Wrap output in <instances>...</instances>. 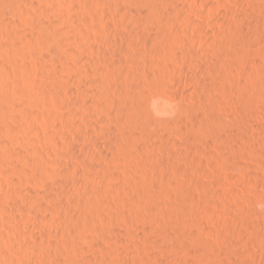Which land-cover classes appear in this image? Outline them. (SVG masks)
<instances>
[{
  "label": "rangeland",
  "instance_id": "1",
  "mask_svg": "<svg viewBox=\"0 0 264 264\" xmlns=\"http://www.w3.org/2000/svg\"><path fill=\"white\" fill-rule=\"evenodd\" d=\"M76 1L77 8L71 10L67 5L64 6L61 0H54L49 5L51 6L49 7L51 14L48 15L49 17L46 16L45 19L47 22L57 21L55 23H63L64 21L63 26L64 30L66 29L65 33L66 36L68 35V41L72 39L69 41L72 42L71 49L73 50L75 48V52L73 51L75 55L77 54L79 58L80 56L82 58H80L82 64L78 67L64 57V61H61L63 60L61 59L63 55L60 52L52 51L54 50L53 47L51 49L48 45L27 49L23 34L37 33V30L33 26L32 19L28 17V15H14L8 13L7 19L13 24V27H9L6 30L0 27V43L6 48L5 52H0V69L3 68L7 62L5 66H7V68L9 66L7 71L12 78L8 83L12 85L13 82L15 83L20 80L25 82L30 81L31 85L36 86L34 87L36 88V92L40 90L39 95H42H40V103L36 105V108L32 103H30V106L28 103L25 104V107H31L29 109L33 108L32 111L38 116L39 120L34 130L39 127L38 130L41 132L38 131L39 134L37 133L36 136H34L33 127L30 128L29 122H25L26 119L22 116L23 121H21V124L22 122L23 124L25 123L26 125H22L25 126L26 129H22L25 127L21 129L23 132L25 131V133H22V131L12 134L7 133L3 137L5 138V145L9 144L2 147L0 146V233L4 234L6 232L4 235L1 234L2 236L0 235V237H2L0 241V259L2 260L0 264H45L46 262V264H52L53 261V264H57L58 261L59 263L61 262L60 264H80L81 261V264H114L115 262V264L118 262V264H216V261L217 264H264V0H167V9L171 10L174 7L173 10L178 9L176 12L180 15V18L177 20L178 22L176 20H174L175 22L166 20V22L162 24L163 28L165 27L163 30L166 33H164L166 36H169V39H172L169 41L170 44L163 46L158 53L156 52L158 56L153 52L154 46H156L154 43L156 42L153 43V46L151 45L153 48L149 46L147 51L150 54L147 52V55L144 53L141 55L142 51L139 49L141 52L139 50L137 51L136 61H139L138 63L141 64L142 62L144 63V65H142L144 71L153 75L152 78L159 75L160 79H163L162 81L168 80L167 82H171L169 90L171 91L174 86L172 94L181 99V101L183 100L182 102L186 104L185 108L188 107L186 108L187 111L185 110L186 113L184 112V116L186 117L187 124H191V128H194L195 132L189 133L183 130L181 131V129H172V131L166 129L164 134L162 131L165 130H161L160 134H158L159 138L155 136L157 140L154 136L151 138L147 137L145 132L141 131V125L138 123H135V125L132 124L136 129L134 126L127 127L129 130L125 129L123 126L119 127L120 130L117 129L118 127L112 121H107L106 117H102L104 115L100 116V114H97L98 112L93 108L90 98L87 95L89 94L87 91L90 93H96V91L97 93L100 92V87H96L97 84H95V81L113 78L110 77L111 74L113 75V72L104 65H98L96 68L95 65H88V63L95 60L94 58L99 57L100 50L106 46L105 44L112 45L113 42L111 43V41H113V39L111 35H113L114 32L121 34V40H123V37L130 34L128 24L131 22L130 20H132V17L130 16L129 18L131 12L129 14L128 12L131 10L135 11V7L130 5L131 3L128 4L131 2L130 0H117L116 8L111 4V7L113 6L112 8L109 7L110 5L103 6L99 4L98 6L96 4L95 10L90 11L89 7L93 5L94 0ZM170 1H174L171 3L173 5H170ZM204 1L205 4H203ZM175 2L182 4V8L180 5H176ZM131 6L134 8H131ZM128 8H131V10ZM118 9L122 10L119 11ZM126 9H128V11ZM179 9L183 10L179 12ZM231 11H233V13ZM182 13L183 15H181ZM76 20H78L79 23L87 21L89 24L85 27L82 26V29L83 27L84 29L81 30V32L73 24ZM125 22L128 23L125 24ZM141 23V28L143 30L156 36L157 30L155 27L157 24H155L154 20H143ZM156 28H158V26ZM82 40L83 42L81 43ZM73 43L76 45H73ZM80 46L81 48L79 50L78 47ZM81 49H85V52ZM149 49H151V51ZM125 50L126 52L129 50L128 45H126ZM89 52L91 53L89 54ZM161 52H163V54ZM122 55L125 57L126 53ZM121 56H119V58L117 56L114 59L120 60L124 58L123 56L120 58ZM34 57L40 60L37 58L36 60ZM57 57L61 60L56 61L58 59ZM232 61L233 63H231ZM63 62L66 63L64 64ZM70 63H72V66ZM86 65L88 67L90 66L89 69ZM74 66L76 67L74 68ZM51 68H54L53 71H55V75L58 78H61L62 81L65 80L64 83L66 82L65 84H67L68 89L71 88L70 90L77 92L76 94L74 93L75 95H71L72 98L69 94L64 93L61 88L58 89L57 85H52L53 82L47 81L46 74L50 73V70H52ZM95 68L97 72L93 73L92 71L96 70ZM129 68L128 66L121 67V72L125 74L127 80L132 78L129 80L130 82H128V85L134 90L137 86V80L131 77L132 75L130 74H132V71L131 68ZM34 70H36V72ZM22 72H25V74ZM2 75L3 73L0 75V84L3 80ZM88 76L89 78L91 77V81L86 79ZM156 78L158 80L159 77ZM219 78L223 83H220L219 80L217 81ZM88 81H90L91 84ZM210 81H217L218 86L222 85L221 88L215 87L214 91L211 90V92H207L205 86L206 84L209 86L211 83ZM33 82H35V84ZM72 82L73 85L71 84ZM85 82H87L86 85ZM92 82H94V85H92ZM214 82H212V84ZM68 84H70L71 87H69ZM228 87H230V89H228ZM18 88H21L19 90L22 91L23 87L18 86L16 89ZM81 91H83V94L80 93ZM223 93L225 94L224 96ZM115 94L118 97L123 95L122 90L116 91ZM208 94H210V97H208ZM212 98L215 99V101H211L213 100ZM205 99H207V102H205ZM16 104L24 105V102L18 100ZM201 105H203V107ZM206 105L209 107V110L213 107L210 111L221 118L222 123L225 124L224 127L229 125L230 127H226L232 129L234 132L237 131V141L239 143H236V145H238L234 147L238 150L235 148L232 150V146L228 149L229 145L221 142L225 146L227 145L228 148L225 147L223 144H220L218 140L215 141L212 136H210V140L208 138L209 134L203 131L201 124L196 125V128L194 127L195 119L198 120V117L200 118L199 120L205 119L206 113L203 111L206 110ZM188 109L191 110L188 111ZM48 111L50 112L48 113ZM192 116H195L194 119ZM101 118H103V120H101ZM243 118H245L246 121H241ZM44 119L47 123L42 121ZM238 119L240 122H238ZM248 121H250V123ZM39 125L42 127L46 126L42 128ZM93 125L97 126L95 128H99V130H103L105 127L111 128L115 126L113 129L115 128V132L118 130L117 134L119 133L118 135L121 137L125 136L124 134L129 131L127 133H132L137 139L135 140L137 145H129L128 143L126 144V141L123 142V140H121L123 143H121V147L124 145L122 147L123 149L119 147L120 144L117 148L115 145L112 146L109 143L107 146L109 148H107L105 147V145H107L105 139L100 137L97 132L93 131L94 133H91L90 127ZM201 128L202 130H200ZM204 133L205 136H203ZM239 133L242 135H239ZM40 134L41 137L44 135V140L40 138ZM73 134L76 136L78 134V139L77 137L74 139L73 137H75V135L73 136ZM160 137L163 140H161ZM163 137H167L168 139L166 138L167 140L164 141ZM20 139L23 140L22 143ZM144 140H146V142L142 144ZM175 140L176 142H174ZM90 141L92 143L95 142L94 146L96 147L97 144L96 148L98 149L100 145L103 146L100 148H104V150L110 153V156H108L109 158L106 156L109 155L108 152L105 155L106 157L102 154L101 155L104 157H101L99 156L100 149L93 148V146L90 149ZM15 142H17V144ZM45 144L46 147H44ZM33 145L35 146L33 147ZM141 145L144 148H141ZM153 146L155 147L152 148ZM21 147L22 151L26 150L24 153L21 151L24 156L25 154L27 155L26 158L28 154H30V156L32 155V150L41 149L39 151L44 153L45 151L42 150L47 151L49 149L47 151L48 153L45 152V154L48 155L46 158L49 159H46L47 162L49 161L48 170L52 168L55 175L56 172L60 173L61 171L64 172L68 170L67 173L62 174V176L64 175L62 182L64 178H66L71 181V185L63 186L61 180L57 181L55 179L59 174L55 176L51 169L49 172L52 173V175L50 173L49 175L51 177L54 175V180L51 178V181L49 176L47 177L49 179L46 178L45 182H47V180L48 184L51 182V185H49L53 187V189H50L52 193L49 192V190L47 191L44 184H42L44 181L40 180L38 176H36L38 179V181H36L37 179L34 172L32 173L33 175L31 174L33 170L31 168V160L30 162L25 161L30 158L26 159L21 154L18 155L17 151ZM137 147L139 148L138 151ZM8 150H12L13 153ZM230 150L236 153L235 157L231 155L232 151L230 153ZM50 151L52 155L49 153ZM69 152H74L79 158L73 159L72 157L74 160L72 162ZM14 153H17V155ZM49 156L51 157L49 158ZM28 163L31 164L30 167ZM56 169L61 171H56ZM28 170L31 171L28 172ZM104 170L105 173L103 172ZM21 177L22 179H20ZM58 177V180L61 179L60 176ZM13 181L17 183H13ZM56 181L61 182L60 184L62 186ZM92 182L95 184L94 186H91ZM55 183H57V185ZM76 185H79V189ZM97 185L101 188H97ZM39 186H42V188ZM30 191H34L35 194L38 195L37 198L45 202L46 205L42 210L43 212L39 209L37 211L36 208L32 209L30 205L35 206L32 204V200L25 199V196H28ZM162 191H164L163 197ZM79 192H81V194ZM127 192L130 196H128ZM36 195H33V197ZM77 195H79L78 197L80 198H78ZM85 195L87 196L85 197ZM175 197L180 200L178 201ZM184 197L187 199L185 200ZM48 198H50L52 202H50ZM110 198L112 200L108 201L107 199ZM88 200H91L90 204H88ZM164 200L166 205L164 204ZM182 200L185 203L183 211L188 217L185 216V219L190 218V222L188 220L185 222L184 220L179 223L180 229L184 231V240H181V245H183L184 248L181 249L182 246H180L177 249H172L174 247H168L169 243L162 238L159 230H162V228L174 229V225L170 221L172 219V209L170 208H172L175 202H181ZM158 201H162L163 206L161 209L164 208L166 211L161 210L160 207L152 209L151 205ZM172 201L174 203H172ZM190 203H192V205ZM93 204L94 208L98 206L95 212V226L89 227L87 232L81 235L82 237L80 236L78 243L80 242L81 246L77 244L79 245L77 252L74 255H67L60 247V243L63 241L64 234L74 232V224L71 219L72 210L76 209L78 206H82L84 209V206H86V210L93 211ZM168 205L171 207L169 208ZM112 206L115 211L113 209V211L110 210ZM116 206H118V209ZM120 207L126 208L121 210ZM188 208H190V211ZM117 211L118 213H115ZM123 211L127 213V217L125 216L126 214L124 215L122 213ZM165 212L167 213L165 214ZM112 214L115 215L112 216ZM167 214H169V216ZM128 219H130V221ZM135 222H137V224ZM118 230H120L121 234H118ZM158 231L159 234H157ZM57 233L60 235H57ZM36 236L39 239H36ZM40 236H42V238ZM84 239L89 241L86 242ZM159 239L163 240L159 242ZM4 242H7V244ZM1 243L4 248L1 246ZM98 243H101V246ZM95 244L99 247H93ZM1 247L3 248L2 250ZM92 247L94 249H92ZM7 248L10 251H8ZM64 252L66 255H64ZM118 252L121 254L120 256ZM212 253L217 256H214ZM212 255L213 259L218 257L219 259L213 260ZM10 256L12 259H9ZM5 257H7V259ZM68 257L73 260H70V258L68 259ZM93 257L95 258L93 259ZM8 259L10 261H8ZM68 260H70L69 263ZM159 261H161V263Z\"/></svg>",
  "mask_w": 264,
  "mask_h": 264
},
{
  "label": "bare ground",
  "instance_id": "2",
  "mask_svg": "<svg viewBox=\"0 0 264 264\" xmlns=\"http://www.w3.org/2000/svg\"><path fill=\"white\" fill-rule=\"evenodd\" d=\"M54 0H0V27L2 28V29H8L9 27H13V24L7 19V14L8 13H11V14H14V15H18V14H22V15H28V17H31V19H32V22H33V26H34V28L37 30V33H35V34H26V33H24L23 35H24V37H23V39H24V42H25V44H26V47H27V49H32V48H35V47H39V46H41V45H48V46H50V48L52 49V47H53V49L54 50H52V51H54V52H60L63 56H62V58L61 59H63V60H61V59H59L58 57H59V54H58V59L56 60V61H58V60H61V61H64V58L65 59H67L69 62L71 61L74 65H77V67L78 66H80V64H82V60H80V58H81V56H80V58L78 57V55L76 54L75 55V51H74V49L72 50L71 49V45H72V42H69V41H71L72 39H69V41H68V38H67V36H66V33H65V30H64V26H63V23H64V21H63V23H55V22H57V21H55V22H47L46 21V16H48L49 14H51V10H50V8L49 7H51V6H49L50 5V3L51 2H53ZM76 0H61V3L64 5V6H68L71 10H75L76 8H77V1L75 2ZM125 1V0H124ZM131 2H129L128 4H130V5H132V6H134L135 7V11H132L131 10V8H134V7H132L131 6V8H128L129 10H131V11H129L128 12V14H129V18H130V16L132 17V20H130L131 22L128 24V29L130 30V34L128 35V36H125V37H123V40H121V34L120 33H118V32H114L113 33V35H111L112 36V39H113V41H111V43H112V45L111 44H105L106 46L102 49V50H100V53H99V57L96 59V58H94L95 60H93V61H90L89 63H88V65H95L96 66V68H97V66L98 65H104L105 67H107L109 70H111L112 72H113V75L111 74L110 75V77H113V78H111V79H106V80H97V81H95V84H97V86L96 87H100V92H98L97 93V91H96V93L94 92V93H90V92H88L87 91V93H89V94H87L88 96H89V98H90V102L92 103V106H93V108L98 112L97 114H100V116H102V115H104V116H102V117H106L107 118V121H112L118 128L117 129H119V127H124L125 129H128L127 127H130V126H132V124H134L135 125V123L137 124H140L141 125V131H143V132H145V134L147 135V137H153L154 136V138H156L157 136H158V134H160V131L161 130H165V131H162V133L164 132V134H165V132H166V129H170L171 131H172V129H181V131L183 130V131H186V132H189V133H193V131L195 132V129L194 128H191V124H187V122H186V117L184 116V112H185V110L187 111V109L186 108H188V107H186L185 108V105L186 104H184L182 101H181V99H179L178 97H176L174 94H172V89H174V86L172 87V89H171V91L169 90L170 88V86H171V82L169 83V82H167V81H162L163 79H160V76L159 75H157V76H155V78H152L153 77V75H151L150 73H146L145 71H144V67L142 66V65H144V63L142 62V64L141 63H138L137 61H136V54H137V51L139 50V49H141V51H142V53H141V55H143V53L144 54H146L148 51V48H149V46L151 47V45L153 46V43L154 42H156V43H154V44H156V46H154V53H158V51H160L161 50V48L163 47V46H166V45H168V44H170L169 43V41L170 40H172L171 38L169 39L168 37L169 36H166V32L163 30L164 28H163V23H165L166 22V20H171L170 22H175L174 20H178L179 18H180V15L176 12L177 10L175 9V10H173L174 9V7H173V9H171V10H169V9H167V0H130ZM190 1V0H189ZM199 1V0H198ZM201 1H203V0H201ZM259 1V0H258ZM174 1H170L169 3H170V5H173V4H171V3H173ZM194 2V1H193ZM241 2V1H240ZM89 3V2H88ZM91 3V2H90ZM122 3V2H121ZM178 3V2H177ZM176 2H175V4L176 5H180V7H181V5L182 4H177ZM188 3V2H187ZM221 3V2H220ZM224 3V2H223ZM96 4L99 6V4H101V5H113V6H115V8L117 7L116 6V4H117V0H94V2H93V5L92 6H90L89 8H90V11H92V10H95V6H96ZM198 4V3H197ZM202 4V3H201ZM203 4H205V1H204V3ZM222 4V3H221ZM244 4V3H243ZM247 4V3H246ZM111 5L109 6L110 8H112L111 7ZM123 5V4H122ZM122 5H121V7H122ZM169 5V4H168ZM199 5V4H198ZM197 5V6H198ZM223 5V4H222ZM263 5V4H262ZM202 6V5H201ZM238 6V5H237ZM172 7H169V8H172ZM179 7V8H180ZM186 7H187V5H186ZM185 7V8H186ZM200 7V6H199ZM244 7V6H243ZM68 8V9H69ZM82 8V7H81ZM176 8V7H175ZM182 8V7H181ZM69 9V10H70ZM128 9H126L127 11H128ZM226 9V8H225ZM232 9V8H231ZM237 9V8H236ZM119 10V9H118ZM122 10V9H121ZM121 10H119V11H121ZM181 10H183V9H181ZM181 10L179 9V12H181ZM228 10H230V9H228ZM234 10H235V8H234ZM115 11V10H114ZM118 11V12H119ZM185 11V10H184ZM193 11V10H192ZM238 11V10H237ZM95 12V11H94ZM124 12V11H123ZM190 12V11H189ZM200 13H201V11H199ZM232 13H233V11H231ZM121 13V12H120ZM187 13V12H186ZM242 13V12H241ZM263 13H264V11H263ZM126 14V13H125ZM185 14V13H184ZM201 14H203V13H201ZM250 14V13H249ZM117 15V14H116ZM119 15V14H118ZM181 15H183V13L181 14ZM186 15V14H185ZM120 16V15H119ZM49 17V16H48ZM126 17V16H125ZM264 17V16H263ZM129 18H127V19H129ZM125 19V18H124ZM148 19H150V20H154L155 21V24H157V26H158V28H156L155 27V29L157 30V34H156V36H153L151 33H149L148 31H146V30H143L141 27H142V23H141V21H143V20H148ZM182 19V18H181ZM180 19V20H181ZM188 19V18H187ZM48 20V19H47ZM179 20V21H180ZM249 20V19H248ZM255 20V19H254ZM51 21V20H50ZM168 22V21H167ZM178 22V21H177ZM184 22V21H183ZM68 23V22H67ZM128 23V22H127ZM126 22H125V24H127ZM140 23H141V26H140ZM185 23V22H184ZM183 23V24H184ZM32 24V23H31ZM73 24L75 25V27L77 28V29H79L80 31L81 30H83L84 29V27L85 26H87L89 23L87 22V21H84V22H80L79 23V21L78 20H76V21H74L73 22ZM143 24H144V22H143ZM238 24V23H237ZM251 24H253V23H251ZM27 26H28V24H27ZM82 26H84L83 27V29H82ZM235 26H236V24H235ZM238 26H239V24H238ZM241 26H242V24H241ZM22 27V26H21ZM126 27V26H125ZM154 27V26H153ZM177 27H179V26H177ZM0 28V29H1ZM25 28V27H24ZM66 28V27H65ZM240 28V27H239ZM260 28V27H259ZM144 29H146V28H144ZM153 29V28H152ZM258 29V28H257ZM26 30V29H25ZM67 30H68V28H67ZM117 30V29H116ZM155 30V31H156ZM241 30V29H240ZM243 30V29H242ZM30 31V30H29ZM80 31H79V34H80ZM89 31V30H88ZM120 31V30H119ZM154 31V32H155ZM237 31V30H236ZM239 31V30H238ZM67 32V31H66ZM82 32V31H81ZM84 32V31H83ZM152 32H153V30H152ZM165 32V33H164ZM240 32V31H239ZM242 32V31H241ZM22 35V36H23ZM155 35V34H154ZM80 36V35H79ZM85 36H87V35H85ZM241 36V35H240ZM244 36V35H243ZM75 37V36H74ZM88 37V36H87ZM258 38H259V36H258ZM83 39V38H82ZM75 40V39H74ZM1 41V40H0ZM76 41V40H75ZM245 41V40H244ZM23 42V43H24ZM83 42V40L81 41V43ZM69 43V44H68ZM71 43V44H70ZM77 43V42H76ZM108 43H110V42H108ZM258 43V42H257ZM73 45H76V44H74L73 43ZM126 45H128L129 46V50L126 52ZM23 46V45H22ZM47 46V47H48ZM78 46V45H77ZM75 47V46H74ZM73 48V47H72ZM79 48V50H80V48H81V46L80 47H78ZM77 48V49H78ZM94 48V47H93ZM151 48H153V47H151ZM42 49V48H41ZM95 49V48H94ZM128 49V48H127ZM38 50V49H37ZM82 50V49H81ZM85 50V49H84ZM84 50H82V51H84ZM89 50V49H88ZM150 51H151V49H149ZM6 51V48H5V46L4 45H2L1 43H0V52L2 53V52H5ZM74 51V52H73ZM96 51V50H95ZM140 51V50H139ZM140 51V52H141ZM163 51V50H162ZM26 52V51H25ZM31 52V51H30ZM29 52V53H30ZM47 52V51H46ZM51 52V51H50ZM85 52V51H84ZM28 53V52H27ZM49 53V52H48ZM83 53V52H82ZM91 52H89V54H90ZM98 53V52H97ZM124 53V55H125V53H126V55H125V57L122 55ZM139 53V52H138ZM149 53V52H148ZM157 53H156V56H158L157 55ZM162 54H163V52H161ZM35 54V53H34ZM55 54V53H54ZM57 54V53H56ZM85 54V53H84ZM96 54V53H95ZM150 54V53H149ZM27 55V54H26ZM30 55V54H29ZM33 55V54H32ZM124 57V58H122V56ZM141 55H139V56H141ZM147 55V54H146ZM153 55V54H152ZM155 55V54H154ZM161 55V54H160ZM36 56V55H35ZM50 56V55H49ZM48 56V57H49ZM97 56V55H96ZM118 56V58H119V56H121L120 58H122V59H118V60H115L114 58L115 57H117ZM149 56V55H148ZM147 56V57H148ZM151 56V55H150ZM28 57V56H27ZM42 57V56H41ZM64 57V58H63ZM93 57H94V55H93ZM143 57H145V56H143ZM153 57V56H152ZM151 57V58H152ZM35 59L37 58V57H34ZM156 58H159V57H156ZM28 59V58H27ZM30 59V58H29ZM37 59H39V58H37ZM36 59V60H37ZM49 59V58H48ZM82 59V58H81ZM145 59V58H144ZM154 59H155V56H154ZM40 60V59H39ZM38 60V61H39ZM85 60V59H84ZM87 60V59H86ZM8 61V60H7ZM15 61V60H14ZM118 61V62H117ZM35 62V61H34ZM53 62V61H52ZM7 63V62H6ZM6 63H5V65H6ZM64 63V62H63ZM66 63V62H65ZM64 63V64H65ZM72 63H70V65L72 64ZM153 63V62H152ZM230 63V62H229ZM231 63H233V61L231 62ZM230 63V64H231ZM37 64V63H36ZM57 64V63H56ZM60 64V63H59ZM154 64H155V62H154ZM3 66V68H1L0 69V71H1V74L3 73V75H2V77H3V80H2V82H1V84H0V146L2 147V146H4L5 145V141H4V135H6L7 133H15V132H18V131H22V129H26V127L25 126H23V125H26L25 123L23 124V122H22V124H21V121H23L22 120V116H23V118H25L26 120H25V122H29V124H30V128L31 127H33V131H34V133H35V135L34 136H36V134L38 133V131H40V130H38L39 129V127H37L38 129H35L34 130V127H35V125H36V123H37V121L39 120L38 119V116L32 111V109H29V108H31V107H29V108H27L28 106H26L25 107V104H29V106L31 105L30 103H32V104H34V106H35V108H36V105H38L40 102V95H39V91L40 90H38V92H36V88H34V87H36L35 85L33 86V85H31V82L30 81H27V82H30V83H27V82H25V81H17V82H13V84L11 85V84H9L8 83V81H10L12 78H11V75H9L8 74V68H9V66H8V68H7V66ZM11 65V64H10ZM13 65V64H12ZM15 65V64H14ZM66 65H68V64H66ZM130 65V66H129ZM158 65V64H157ZM20 66H22V65H20ZM26 66H28V65H26ZM35 66V65H34ZM65 66V65H64ZM72 66V65H71ZM87 66V65H86ZM94 66V67H95ZM125 66H128V67H130L131 68V71H132V74H130V75H132L131 77H133V78H136V82H137V86H136V89H132V88H130V86L128 85V82H130L129 80L130 79H132V78H129L128 80H127V78H126V76H125V74L124 73H122L121 72V67H125ZM2 67V66H1ZM18 67H19V65H18ZM32 67V66H31ZM67 67V66H66ZM65 67V68H66ZM76 66H74V68H75ZM82 67V66H81ZM85 67V66H84ZM90 67V66H89ZM89 67L87 66V68L89 69ZM92 67V66H91ZM100 67V66H99ZM154 67H155V65H154ZM23 68V67H22ZM28 68V67H27ZM29 68H30V66H29ZM55 68V67H54ZM53 68V69H54ZM93 68V67H92ZM91 68V69H92ZM95 68V69H96ZM106 68V69H107ZM129 68V69H130ZM35 69V68H34ZM52 69V68H51ZM53 69L52 70H50V73H47L46 75V78H47V81H51V82H53V84L52 85H54L55 84V86L57 85L58 87V89L59 88H61L62 89V91L64 92V93H67V94H69L70 95V97L72 98V96L71 95H75L77 92L76 91H73V90H70V89H68L67 88V84H65L64 83V81H62L61 80V78H58L56 75H55V71H53ZM57 69V68H56ZM84 69H86V68H84ZM90 69V70H91ZM100 69H103V68H100ZM105 69V68H104ZM10 70V69H9ZM24 70H25V68H24ZM94 70V69H93ZM35 72H36V70H34ZM42 71H44V70H42ZM49 71V70H48ZM51 71H53V72H51ZM110 71V72H111ZM129 71V70H128ZM198 71V70H197ZM11 72V71H10ZM21 72V71H20ZM26 72V71H25ZM25 72H22V73H24L25 74ZM27 72H28V70H27ZM83 72H85V71H83ZM83 72H82V74H83ZM89 72V71H88ZM91 72V71H90ZM93 73H95V72H97V69L96 70H94V71H92ZM17 73V72H16ZM129 73V72H128ZM127 73V74H128ZM158 73V72H157ZM0 74V75H1ZM12 74V73H11ZM21 74V73H20ZM23 74V75H24ZM26 74H28V73H26ZM31 74V73H30ZM57 74H58V72H57ZM99 74V73H98ZM109 74V73H108ZM126 74V75H127ZM153 74V73H152ZM16 75H18V74H16ZM40 75V74H39ZM155 75V74H154ZM195 75V74H194ZM200 75V74H199ZM198 75V76H199ZM9 76H10V79H9ZM85 76H87V75H85ZM93 76V75H92ZM45 77V76H44ZM96 77V76H95ZM156 77H159L158 78V80H157V78ZM23 78V77H22ZM94 78V77H93ZM164 78V77H163ZM200 78V77H199ZM44 79V78H43ZM86 79H88V80H90L91 79V77L89 78V76L88 77H86ZM99 79V78H98ZM160 79V80H159ZM167 79H169V78H167ZM213 79V78H212ZM34 80V79H33ZM95 80V79H94ZM122 80V81H121ZM166 80V79H165ZM219 80V82L220 83H223L222 82V80H220V78L219 79H217V81ZM91 81V80H90ZM90 81H88V82H90ZM170 81V80H169ZM175 81V80H174ZM214 82V81H210L211 83V85L209 84V86H208V84H206V86H205V90H207V92H211V90L212 91H214V88L215 87H217V88H221V86L222 85H220V83H219V85L220 86H218V82ZM68 82V81H67ZM176 82V81H175ZM179 82V81H178ZM212 82H214L213 84H212ZM4 83H6V84H4ZM34 84H35V82H33ZM86 83L87 82H85V85H86ZM180 83V82H179ZM182 83V82H181ZM204 83V82H203ZM72 85H73V82L71 83ZM90 84H91V82H90ZM176 84V83H175ZM37 85V84H36ZM47 85H49V84H47ZM50 85H51V83H50ZM49 85V86H50ZM69 85V87H71V85L70 84H68ZM92 85H94V82H92ZM18 86H22L23 88H22V91L21 90H19V89H21V88H18V89H16ZM87 86H88V84H87ZM51 87V86H50ZM89 87V86H88ZM47 88V87H46ZM56 88V87H55ZM203 88V87H202ZM60 89V90H61ZM99 89V88H98ZM224 89V88H223ZM228 89H230V87H228ZM21 91V92H18V91ZM94 90V89H93ZM118 90H122V93H123V95L122 96H120V97H118V96H116V91H118ZM169 90V91H168ZM215 90H217V89H215ZM227 90V89H226ZM44 91H45V89H44ZM90 91V90H89ZM224 91V90H223ZM222 91V92H223ZM235 91V90H234ZM83 91H81L80 93H82ZM93 92V91H92ZM171 92V93H170ZM41 93H42V91H41ZM75 93V94H74ZM214 93V92H213ZM212 93V94H213ZM59 94H60V92H59ZM83 94V93H82ZM81 94V95H82ZM86 94V93H85ZM84 94V95H85ZM227 94V93H226ZM63 95V94H62ZM209 96L208 97H210V94H208ZM219 95V94H218ZM217 95V96H218ZM225 94L223 93V96H224ZM42 96V95H41ZM65 96V95H64ZM220 96V95H219ZM218 96V97H219ZM84 97V96H83ZM86 97V96H85ZM221 97V96H220ZM215 98V97H214ZM210 99V98H209ZM213 99V98H212ZM221 99V98H220ZM18 100H22V102H24V105L23 104H20V105H18V104H16L17 103V101ZM77 100V99H76ZM81 100V99H80ZM84 100V99H83ZM211 101H215V99H213V100H211ZM205 102H207V99H205ZM72 103V102H71ZM216 104V103H215ZM41 105V104H40ZM191 105V104H190ZM195 105V104H194ZM187 106H189V105H187ZM202 107H203V105H201ZM207 106V105H206ZM33 107V106H32ZM40 107V106H39ZM193 107V106H192ZM191 107V108H192ZM221 107V106H220ZM46 108V107H45ZM198 108V107H197ZM213 107H211V109H212ZM222 108V107H221ZM220 108V109H221ZM210 109V110H211ZM189 110H191V109H188V111ZM202 110V109H201ZM204 110V109H203ZM209 110V107L207 106L206 107V110L205 111H203L204 113H206V117H205V119L203 120H199L200 118L198 117V120L197 119H195V121H194V123H195V128H196V125H199V124H201L200 126L203 128V131L205 132V133H208L209 134V139L211 140V138H210V136H212V138H214V140L215 141H219V143L220 144H227V145H229V148L227 147V145L225 146L224 144V146L225 147H227L228 149H230V147L232 146V150H234V148L235 149H237L236 147H237V145H236V143H239L238 141H237V139H238V137H237V131H233L232 129H230V128H227L226 126H229V125H226L225 127H224V125L225 124H223L222 123V120H221V118L217 115V114H214L213 112H211ZM193 111V110H192ZM199 111V110H198ZM234 111V110H233ZM50 111H48V113H49ZM54 112V111H53ZM235 112V111H234ZM186 113V112H185ZM204 113H202V114H204ZM216 113V112H215ZM235 114H237V113H235ZM234 114V115H235ZM240 114V113H239ZM238 114V115H239ZM258 114V113H257ZM46 115V114H45ZM237 115V116H238ZM243 115V114H242ZM246 115V114H245ZM251 115V114H250ZM254 115V114H253ZM49 116V115H48ZM60 116V115H59ZM203 116V115H202ZM202 116H200V117H202ZM255 116V115H254ZM262 116H263V114H262ZM69 117V116H68ZM193 117V116H192ZM195 117V116H194ZM194 117H193V119H194ZM239 117V116H238ZM56 118V117H55ZM59 118V117H58ZM100 118V117H99ZM41 119V118H40ZM51 119H52V117H51ZM105 119V118H104ZM192 119V118H191ZM190 119V120H191ZM240 119V118H239ZM239 119H238V122H240L239 121ZM54 120V119H53ZM70 120V119H69ZM101 120H103V118H101ZM106 120V119H105ZM231 120H232V118H231ZM234 120V119H233ZM242 120H244V121H246L245 120V118H243V119H241V121ZM250 120V119H249ZM252 120V119H251ZM41 121V120H40ZM42 121H44V122H46L45 121V119L44 120H42ZM50 121V120H49ZM58 121V120H57ZM56 121V122H57ZM61 121V120H60ZM192 121V120H191ZM237 121V120H236ZM44 122H42V123H44ZM229 122H232V121H229ZM249 123H250V121H248ZM47 123V122H46ZM51 123H53V122H51ZM58 123V122H57ZM109 123V122H108ZM190 123V122H189ZM253 123V122H252ZM49 124V123H48ZM107 124V123H106ZM112 124V123H111ZM222 124H223V126H222ZM228 124V123H227ZM244 124H245V122H244ZM255 124V123H254ZM253 124V125H254ZM104 125V124H103ZM133 125V126H134ZM232 125V124H231ZM39 126H41V125H39ZM46 126V125H45ZM45 126L44 127H42V128H45ZM132 126V127H133ZM264 126V125H263ZM22 127H25V128H22ZM49 127V126H48ZM75 127V126H74ZM95 127H97V126H95V125H93L92 127H90L91 128V133L94 131V132H97L99 135H100V137H102L103 139H105L106 141H105V143H107V145H105V147H107L109 144L110 145H115V147H117L118 148V145L120 144V148H122L121 147V140H123V142L124 141H126V144L128 143L129 145H133V146H136L137 144L135 143V140H137L133 135H132V133H127V132H129V131H127L126 132V134H124L125 136H119L118 134H117V131L118 130H116V132H115V128L113 129V127H115V126H112L111 128L109 127V128H104L103 130L102 129H100L99 130V128H95ZM199 127V126H198ZM230 127V126H229ZM251 127V126H250ZM22 128V129H21ZM41 128V129H42ZM52 128V127H51ZM134 128H135V126H134ZM202 128L200 129V130H202ZM216 128H217V130H216ZM260 128V127H259ZM29 129V128H28ZM53 129V128H52ZM125 129H124V131H125ZM136 129V128H135ZM144 129V130H143ZM234 129V128H233ZM120 130V129H119ZM129 130V129H128ZM138 130V129H137ZM264 130V129H263ZM45 131V130H44ZM44 131H42V132H44ZM87 131V130H86ZM135 131V130H134ZM169 131V130H168ZM41 132V131H40ZM93 132V133H94ZM185 132V133H186ZM22 133H25V131L23 132L22 131ZM179 133V132H178ZM181 133V132H180ZM196 133H197V131H196ZM205 133L203 134V136H205ZM19 134H21V133H19ZM39 134V133H38ZM42 134H44V133H42ZM76 134V133H75ZM75 134H73V136L75 135ZM89 134V133H88ZM123 134V133H122ZM138 134V133H137ZM177 134V133H176ZM201 134V133H200ZM207 134V135H208ZM24 135V134H23ZM45 135V134H44ZM44 135H42V137H41V134H40V138L42 139V140H44ZM90 135V134H89ZM140 135V134H139ZM141 135H143V134H141ZM146 135H145V137H146ZM162 135V134H161ZM195 135V134H194ZM198 135V134H197ZM239 135H242V134H240L239 133ZM156 136V137H155ZM49 137V136H48ZM53 137V136H52ZM77 137V139H78V134H77V136L75 135V137H73L74 139ZM143 137V136H142ZM144 137V138H145ZM168 137V136H167ZM167 137H163L164 138V141L165 140H167L168 138ZM244 137V136H243ZM6 138H8V137H6ZM34 138V137H33ZM70 138V137H69ZM101 138V139H102ZM122 138V139H121ZM158 138H159V136H158ZM167 138V139H166ZM207 138V139H208ZM242 138V137H241ZM254 138V137H253ZM23 139H24V137H23ZM139 139V138H138ZM160 139H161V137H160ZM192 139V138H191ZM200 139V138H199ZM198 139V140H199ZM246 139H247V137H246ZM21 140V139H20ZM33 140V139H32ZM31 140V141H32ZM49 140V139H48ZM143 140V139H142ZM148 140H149V138H148ZM147 140V141H148ZM156 140H157V138H156ZM161 140H163V139H161ZM259 140V139H258ZM37 141H38V139H37ZM141 141V140H140ZM151 141V140H150ZM154 141V140H153ZM152 141V142H153ZM170 141H172V140H170ZM189 141V140H188ZM259 141H261V140H259ZM20 142V141H19ZM23 142V140H21V143ZM51 142V141H50ZM75 142V141H74ZM76 142H78V141H76ZM81 142V141H80ZM91 142V141H90ZM138 142V141H137ZM145 142H146V140H144V143H142V144H145ZM160 142V141H159ZM163 142V141H162ZM174 142H176V140L174 141ZM190 142V141H189ZM211 142V141H210ZM221 142H223V143H221ZM242 142V141H241ZM256 142V141H255ZM8 143V142H7ZM16 144H17V142H15ZM109 143V144H108ZM131 143V144H130ZM167 143V142H166ZM209 143V142H208ZM218 143V142H217ZM9 144V143H8ZM8 144H6V145H8ZM38 144V143H37ZM55 144V143H54ZM59 144V143H58ZM81 144V143H80ZM88 144V143H87ZM123 144V143H122ZM147 144H149V143H147ZM154 144H155V142H154ZM161 144V143H160ZM163 144H164V142H163ZM187 144V143H186ZM251 144V143H250ZM258 144V143H257ZM262 144V143H261ZM5 145V146H6ZM50 145V144H49ZM56 145V144H55ZM55 145H52V146H55ZM79 145V144H78ZM95 145V142L94 143H90L89 144V147H90V149H91V147L93 146V148H96L97 147V144H96V147L94 146ZM151 145V144H150ZM156 145V144H155ZM190 145V144H189ZM236 145V147H234ZM240 145V144H239ZM35 145H33V147H34ZM142 146V145H141ZM243 146V145H242ZM41 147V146H40ZM44 147H46V144H45V146ZM44 147H42V148H44ZM73 147V146H72ZM75 147V146H74ZM99 147V146H98ZM100 147H103V146H101L100 145ZM99 147V149L101 150V151H99V156H101V157H104L105 155H106V153L108 152V151H106V150H104V148L102 149V148H100ZM115 147H113L114 149H116ZM132 147V146H131ZM138 147H139V144H138ZM137 147V151H138V148ZM155 146H153L152 148H154ZM191 147H192V145H191ZM223 147V146H222ZM260 147V146H259ZM4 148V147H3ZM107 148H109V147H107ZM141 148H144L143 146L141 147ZM254 148V147H253ZM252 148V149H253ZM22 149V147L21 148H19V150L17 151V153H18V155L19 154H21L22 156H24L23 155V153H24V151H26V150H21ZM96 149H98V148H96ZM98 149V150H99ZM112 149V148H111ZM113 149V150H114ZM123 149V148H122ZM135 149V148H134ZM133 149V150H134ZM148 149V148H147ZM150 149H151V147H150ZM222 149V148H221ZM226 149V148H225ZM39 150H41V149H39ZM39 150H32V155L30 156V154H28V157L27 158H30L29 160H25V161H28V162H30V160H31V164H32V172H31V174L34 172V175H35V177L36 176H38V177H40V180H42V181H44V183H42V184H44V187L47 189V191L49 190V192H51L52 193V191H50V189L52 188L53 189V187H50V185H51V182L48 184V180H47V182H45V179L47 178V177H49L50 175H49V170L51 171V169H49L48 170V166H49V161L47 162V160H49V159H47L46 158V156H48V155H46L45 154V152L46 153H48L47 151L49 150H42V151H45L44 153L43 152H41V151H39ZM152 150V149H151ZM150 150V151H151ZM232 150H230V153H231V151ZM238 150V149H237ZM257 150V149H256ZM8 151H10V150H8ZM23 153H22V152ZM31 151V150H30ZM29 151V152H30ZM106 151V152H105ZM135 151V150H134ZM133 151V152H134ZM141 151V150H140ZM264 151V150H263ZM11 153H13V151L11 150L10 151ZM20 152V153H19ZM115 152H116V150H115ZM121 152V151H120ZM236 152V151H235ZM10 153V154H11ZM17 153H14L15 155H17ZM31 153V152H30ZM49 153H51V151L49 152ZM70 153V152H69ZM109 153V152H108ZM139 153V152H138ZM224 153V152H223ZM104 155V156H102V155ZM236 153H234V151H232V153H231V155H233L234 157L236 156L235 155ZM262 154V153H261ZM51 155H52V153H51ZM229 155V154H228ZM26 154H25V158H26ZM30 156V157H29ZM54 156V155H53ZM56 156V155H55ZM63 156V155H62ZM64 156H66V155H64ZM69 156L71 157V160H72V162L74 161L73 159H78L79 157L77 156V154H75L74 152H71L70 154H69ZM107 156V158H109L108 156H110V153H109V155H106ZM105 156V157H106ZM133 156V155H132ZM136 156V155H135ZM51 156H49V158H50ZM60 157V156H59ZM72 157H73V159H72ZM134 157V156H133ZM229 157H230V155H229ZM26 158V159H27ZM239 158V157H238ZM47 159V160H46ZM54 159H56V158H54ZM61 159V158H60ZM104 159V158H103ZM106 159V158H105ZM230 159V158H229ZM235 159V158H234ZM70 160V161H71ZM117 160V159H116ZM24 161V162H25ZM231 161V160H230ZM229 161V162H230ZM58 162V161H57ZM69 162V161H68ZM30 163H28L29 164V167H30ZM59 163V162H58ZM63 163H64V161H63ZM62 163V164H63ZM53 164V163H52ZM57 164V163H56ZM55 164V165H56ZM60 164V163H59ZM65 164V163H64ZM68 164V163H67ZM115 164H117V163H115ZM236 164V163H235ZM54 165V166H55ZM58 165V164H57ZM233 165H234V163H233ZM13 166V165H12ZM15 166V165H14ZM61 166V165H60ZM65 166V165H64ZM67 166V165H66ZM53 167V166H52ZM57 167V166H56ZM68 167V166H67ZM13 168V167H12ZM14 168H17V167H14ZM102 169H104V168H102ZM14 170V169H13ZM25 170V169H24ZM31 170H28V172L29 171H31ZM65 170V169H64ZM106 170V169H105ZM105 170L103 171L104 173H105ZM54 170L52 169V173H54L53 172ZM56 171H61V170H57L56 169ZM68 171V170H67ZM67 171H61L60 173L59 172H56V175L57 174H59L58 176H60V178L61 179H59L58 180V176H56L55 175V173H54V175L57 177V178H55L57 181H60L61 180V182H62V180H63V177H64V175L62 176V174L64 173H67ZM4 172V171H3ZM70 172V171H69ZM112 172V171H111ZM52 173H50L51 175H52ZM7 174V173H6ZM33 175V174H32ZM50 176V180L52 181V179L51 178H53V180H54V177L55 176ZM33 177V176H32ZM29 178V177H28ZM15 179V178H14ZM20 179H22V177L20 178ZM36 179H37V177H36ZM47 179H49V178H47ZM29 180V179H28ZM110 180H112V179H110ZM17 181V180H16ZM30 181H31V178H30ZM36 181H38V179L36 180ZM41 181V182H42ZM56 181V182H57ZM93 181V180H92ZM170 181V180H169ZM168 181V182H169ZM15 181H13V183H14ZM19 182V181H18ZM54 182V181H53ZM61 182H57V183H59V185H61L60 183ZM167 182V183H168ZM11 183H12V181H11ZM15 183H17V182H15ZM57 183H55L56 185H57ZM19 184V183H18ZM18 184H16L17 186H19ZM20 184H22V183H20ZM40 184V183H39ZM42 184H40V185H42ZM53 184V183H52ZM62 184H63V186H69V185H71V181L70 180H68V179H66V178H64V181L62 182ZM5 185V184H4ZM26 185V184H25ZM29 185V184H28ZM37 185H38V182H37ZM95 184H93V182H92V184H91V186H94ZM165 185V184H164ZM175 185V184H174ZM33 186V185H32ZM54 186V185H53ZM62 186V185H61ZM77 186V188L79 187V185H76ZM163 186V185H162ZM40 187V186H39ZM55 187V186H54ZM166 187H167V185H166ZM25 188H27V187H25ZM40 188H42V186L40 187ZM63 188H65V187H63ZM97 188H101V187H98V185H97ZM121 188V187H120ZM123 188V187H122ZM165 188V187H164ZM173 188V187H172ZM34 189V188H33ZM38 189V188H37ZM51 189V190H52ZM57 189V188H56ZM79 189V188H78ZM93 189H95V188H93ZM116 189V188H115ZM160 189V188H159ZM28 190V189H27ZM31 190V189H30ZM42 190H45V189H42ZM76 190V189H75ZM95 190H97V189H95ZM94 190V191H95ZM103 190V189H102ZM119 190V189H118ZM117 190V191H118ZM120 190H122V189H120ZM127 190V189H126ZM146 190V189H145ZM26 191V190H25ZM24 191V192H25ZM29 191V190H28ZM62 191V190H61ZM99 191V190H98ZM97 191V192H98ZM128 191V190H127ZM32 191H30L29 192V194H28V196L26 195L25 196V199L27 198V199H31L32 200V204H34L35 206H33V205H30V206H32V209L33 208H36L37 209V211H38V209L39 210H43L44 208H45V202H43L42 200H40V198L38 199L37 198V196L38 195H36L35 194V192H34V194H33V192L31 193ZM39 192V191H38ZM82 192V191H81ZM81 192H79L80 194H81ZM91 192V191H90ZM93 192V191H92ZM100 192V191H99ZM146 192V191H145ZM37 193V192H36ZM39 193H41V192H39ZM102 193H103V191H102ZM107 193V192H106ZM105 193V194H106ZM111 193V192H110ZM124 193H126V192H124ZM162 193H163V195H162V197L164 196V191H162ZM24 194V193H23ZM50 194V193H49ZM85 194H88V193H85ZM104 194V195H105ZM112 194V193H111ZM118 194H119V191H118ZM127 194H128V192H127ZM33 195H36L35 197H33ZM42 195V194H41ZM40 195V196H41ZM51 195V194H50ZM83 195V194H82ZM81 195V196H82ZM52 196V195H51ZM55 196V195H54ZM79 195H77V197H78ZM87 195H85V197H86ZM112 196V195H111ZM127 196V195H126ZM128 196H130L129 194H128ZM133 196V195H132ZM141 196V195H140ZM177 196V195H176ZM264 196V195H263ZM24 197V196H23ZM116 197H117V195H116ZM121 197V196H120ZM151 197H152V195H151ZM160 197V196H159ZM173 197V196H172ZM37 198V199H36ZM78 198H80V197H78ZM90 198V197H89ZM92 198V197H91ZM118 198V197H117ZM157 198V197H156ZM176 198V197H175ZM180 198V197H179ZM183 198V197H182ZM189 198V197H188ZM24 199V200H25ZM46 199V198H45ZM55 199V198H54ZM53 199V200H54ZM83 199H85V198H83ZM119 199V198H118ZM129 199V198H128ZM132 199V198H131ZM173 199V198H172ZM177 199V198H176ZM184 199H185V197H184ZM187 199V198H186ZM185 199V200H186ZM48 200H50V202H52L51 201V199L50 198H48ZM108 201H110V200H112L111 198L110 199H107ZM120 200V199H119ZM126 200H127V198H126ZM130 200V199H129ZM144 200V199H143ZM157 200H158V198H157ZM166 200V199H165ZM165 200H164V204H165ZM178 200V199H177ZM180 200V199H179ZM178 200V201H179ZM29 201V200H28ZM91 201V200H90ZM89 200L87 201L88 202V204H90L91 202H90ZM117 201V200H116ZM125 201V200H124ZM174 201H175V199H174ZM31 202V201H30ZM29 202V203H30ZM54 202V201H53ZM87 202H86V204H87ZM120 202V201H119ZM122 202V201H121ZM153 202V201H152ZM264 202V201H263ZM26 203V202H25ZM93 203V202H92ZM118 203V202H117ZM146 203V202H145ZM149 203V202H148ZM172 203H174L173 201H172ZM120 204V203H119ZM126 204V203H125ZM129 204V203H128ZM150 204H152V203H150ZM149 204V205H150ZM168 204V203H167ZM191 205H192V203H190ZM190 204H189V206H190ZM2 205V204H1ZM26 205H27V203H26ZM48 205V204H47ZM72 205V204H71ZM82 205H83V203H82ZM92 205V204H91ZM117 205V204H116ZM123 205V204H122ZM131 205V204H130ZM132 205H133V203H132ZM134 205H136V204H134ZM143 205V204H142ZM166 205V204H165ZM170 205V204H169ZM169 205H168V207H169ZM28 206V205H27ZM70 206V205H69ZM75 206V205H74ZM90 206V205H89ZM102 206V205H101ZM152 206V209H157V208H159L160 207V209H161V207L163 206L162 205V201H158L157 203H155L154 202V204H152L151 205ZM188 206V205H187ZM71 207V206H70ZM86 206H84V209H83V207L81 206V207H77L76 209H74V210H72V216H71V219H72V222H73V224H74V232L73 233H67V234H64L63 236V241H61V243H60V247L67 253V255H74L76 252H77V248H78V246L80 245V242L78 243V240L80 239V236L81 235H84L86 232H87V229L89 228V227H92V226H95V212H96V209L98 208V206H96L95 208H94V204H93V211H88V210H86V208H85ZM117 207V209H118V206H116ZM127 207V206H126ZM126 207H123V208H121V210L123 209L124 210V208H126ZM171 207V206H170ZM169 207V208H170ZM184 207H185V203L183 202V200L181 201V202H175V204H173V206H172V208H170V209H172V215H171V222L173 223V225H174V229H163L162 228V230H159L160 231V235L162 236V238H164L165 240H166V242H168L169 243V245H168V247H170L171 248V246H173L174 248H172V249H177V248H179L180 246H182V248L181 249H183L184 247H183V245H181V240L183 239L184 240V231L182 230V229H180L181 227L179 226V223H180V221H184L185 220V222H187V220L189 221V219H187L188 217H187V215H186V213L183 211V209H184ZM4 208H6V207H4ZM89 208V207H88ZM101 208V207H100ZM105 208H107V207H105ZM133 208V207H132ZM147 208H148V206H147ZM151 208V207H150ZM168 208V209H169ZM30 209V208H29ZM48 209V208H47ZM91 209H92V207H91ZM90 209V210H91ZM103 209H104V206H103ZM110 209V208H109ZM114 210L115 211V209L113 208V206L111 207V209L110 210ZM169 209V210H170ZM192 209V208H191ZM198 209V208H197ZM27 210V209H26ZM31 210V209H30ZM30 210H27V211H30ZM49 210V209H48ZM112 210V211H113ZM120 210V211H121ZM126 210V209H125ZM131 210V209H130ZM133 210H134V208H133ZM150 210V209H149ZM161 210H164V208L163 209H161ZM187 210V209H186ZM188 210L190 211V208H188ZM36 211V210H35ZM52 211V210H51ZM74 211V212H73ZM119 211V212H120ZM128 211V210H127ZM155 211V210H154ZM164 211H166V210H164ZM193 211V210H192ZM32 213H34L33 211H31ZM43 212V211H42ZM125 211H123L122 213L127 217V213H124ZM129 212V211H128ZM38 213V212H37ZM40 213V212H39ZM100 213V212H99ZM110 213V212H109ZM115 213H118V211L117 212H115ZM167 212H165V214H166ZM171 213V212H170ZM185 213V214H184ZM194 213H195V211H194ZM156 214V213H155ZM35 215H36V213H35ZM38 215H41V214H38ZM101 215V214H100ZM113 215H115V214H112V216ZM118 215V214H117ZM132 215V214H131ZM168 216H169V214H167ZM189 215V214H188ZM129 216V215H128ZM185 216L187 217L186 219H185ZM190 216H191V214H190ZM115 217V216H114ZM117 217V216H116ZM120 217V216H119ZM131 217V216H130ZM140 217V216H139ZM112 218V217H111ZM195 218H196V216H195ZM135 219V218H134ZM129 221H130V219H128ZM127 221V220H126ZM136 221V220H135ZM147 221V220H146ZM138 222V221H137ZM137 222H135L136 224H137ZM145 222V221H144ZM159 222V221H158ZM190 222V221H189ZM201 223V222H200ZM2 224V223H1ZM110 225V224H109ZM135 225V224H134ZM200 225V224H199ZM203 225V224H202ZM136 227H137V225H136ZM135 227V228H136ZM148 227V226H147ZM189 228V227H188ZM99 229V228H98ZM94 230V229H93ZM109 230V229H108ZM95 231V230H94ZM119 231V233L118 234H121L120 233V230H118ZM146 231H148V230H146ZM154 231V230H153ZM159 231H158V233L157 234H159ZM219 231V230H218ZM5 232V231H4ZM72 232V231H71ZM104 232V231H103ZM110 232V231H109ZM114 232V231H113ZM112 232V233H113ZM135 232V231H134ZM138 232H139V230H138ZM42 233H44V232H42ZM97 233V232H96ZM106 233V232H105ZM149 233V232H148ZM156 233V232H155ZM206 233V232H205ZM218 233V232H217ZM216 233V234H217ZM224 233V232H223ZM4 235V234H6V232L3 234V233H0V235ZM107 234H109V233H107ZM114 234V233H113ZM118 234H116V235H118ZM122 234H123V232H122ZM125 234V233H124ZM157 234H155V235H157ZM188 234V233H187ZM207 234V233H206ZM1 235V236H2ZM57 235H60V234H58L57 233ZM101 235V234H100ZM126 235V234H125ZM42 236H45V235H42ZM42 236H40L41 238H42ZM86 236V235H85ZM103 236H105V235H103ZM120 236V235H119ZM151 236V235H150ZM187 236V235H186ZM3 237H5V236H3ZM39 237V236H38ZM45 237H47V236H45ZM61 237V236H60ZM82 237V236H81ZM88 237H89V235H88ZM90 237H91V234H90ZM94 237H96V236H94ZM147 237V236H146ZM193 237V236H192ZM195 237V236H194ZM223 237V236H222ZM1 238L2 237H0V241H1ZM8 238V237H7ZM148 238V237H147ZM6 239V238H5ZM10 239V238H9ZM36 239H39V238H37V236H36ZM81 239H83V238H81ZM88 239H91V238H88ZM117 239V238H116ZM124 239V238H123ZM155 239V238H154ZM156 239H158V238H156ZM221 239V238H220ZM56 240V239H55ZM86 242H88L89 240H86V239H84ZM92 240V239H91ZM90 240V241H91ZM115 240V239H114ZM146 240V239H145ZM150 240V239H149ZM160 241L159 242H161L163 239H159ZM182 240V241H183ZM10 241V240H9ZM12 241V240H11ZM36 241V240H35ZM109 241V240H108ZM116 241V240H115ZM7 242H8V240H7ZM7 242H4V243H6L7 244ZM48 242V241H47ZM46 242V243H47ZM96 242V241H95ZM105 242H106V240H105ZM112 242H113V238H112ZM44 243V242H43ZM9 244H10V242H9ZM77 244H79V245H77ZM89 244V243H88ZM97 244V243H96ZM95 244V246H93V247H96V246H98V245H96ZM100 246H101V243H98ZM183 244V243H182ZM228 244V243H227ZM226 244V245H227ZM45 245V244H44ZM43 245V246H44ZM46 245H48V244H46ZM50 245V244H49ZM84 245H86V244H84ZM103 245V244H102ZM116 245V244H115ZM157 245V244H156ZM1 246H2V243H1ZM6 246V245H5ZM51 246V245H50ZM81 246V245H80ZM106 246V245H105ZM110 246V245H109ZM3 248H4V246H2ZM1 247V250L3 249ZM9 247V246H8ZM59 247V246H58ZM59 247V248H60ZM91 247V246H90ZM92 247V249H94ZM99 247V246H98ZM113 247V246H112ZM157 247V246H156ZM161 247V246H160ZM186 247V246H185ZM103 248H104V245H103ZM106 248V247H105ZM114 248V247H113ZM165 248V247H164ZM169 248V249H170ZM99 249V248H98ZM97 249V250H98ZM109 249V248H108ZM111 249V248H110ZM135 249V248H134ZM156 249V248H155ZM205 249V248H204ZM221 249V248H220ZM229 249V248H228ZM7 250H8V248H7ZM42 250H46V249H42ZM119 250V249H118ZM160 250H162V249H160ZM218 250H219V248H218ZM6 251V250H5ZM8 251H10V250H8ZM58 251H60V250H58ZM102 251V250H101ZM111 251V250H110ZM170 251V250H169ZM204 251V250H203ZM202 251V252H203ZM7 252V251H6ZM44 252H46V251H44ZM49 252V251H48ZM63 252V251H62ZM64 252V255H66V253ZM95 252V251H94ZM106 252V251H105ZM182 252V251H181ZM2 253V252H1ZM79 253V252H78ZM100 253H102V252H100ZM119 253V252H118ZM161 253V252H160ZM226 253V252H225ZM11 254H12V252H11ZM14 254V253H13ZM48 254V253H47ZM51 254V253H50ZM53 254V253H52ZM63 254V253H62ZM61 254V255H62ZM96 254V253H95ZM99 254V253H98ZM106 254V253H105ZM117 254V253H116ZM115 254V255H116ZM148 254V253H147ZM156 254V253H155ZM158 254V253H157ZM213 254V253H212ZM63 255V256H64ZM121 254L119 253V256H120ZM165 255V254H164ZM207 255V254H206ZM211 255V254H210ZM214 255V254H213ZM213 255H212V259H213ZM4 256V255H3ZM7 256V255H6ZM44 256V255H43ZM52 256V255H51ZM113 256H114V254H113ZM151 256V255H150ZM154 256V255H153ZM166 256V255H165ZM214 256H217V255H214ZM226 256V255H225ZM46 257H48V256H46ZM53 257V256H52ZM54 257H56V256H54ZM71 257V256H70ZM70 257H68V259L70 258ZM97 257H99V256H97ZM141 257V256H140ZM149 257V256H148ZM163 257V256H162ZM172 257V256H171ZM6 259H7V257H5ZM9 258V257H8ZM59 258V257H58ZM95 257H93V259H94ZM118 258V257H117ZM5 259V260H6ZM9 259H12L11 258V256H10V258ZM8 259V261H10ZM14 259V258H13ZM16 259V258H15ZM22 259V258H21ZM66 259V258H65ZM75 259V258H74ZM97 259V258H96ZM108 259V258H107ZM113 259V258H112ZM148 259V258H147ZM146 259V260H147ZM217 259H219V257L218 258H214L213 260H217ZM2 259H0V261H1ZM42 260H44V259H42ZM41 260V261H42ZM46 260V259H45ZM70 260H73V259H71L70 258ZM70 260H68V263H69V261ZM76 260V259H75ZM85 260V259H84ZM106 260V259H105ZM165 260V259H164ZM7 261V260H6ZM25 261V260H24ZM40 261V262H41ZM94 261H97V260H94ZM93 261V262H94ZM107 261V260H106ZM116 261V260H115ZM150 261V260H149ZM148 261V262H149ZM201 261V260H200ZM204 261V260H203ZM220 261V260H219ZM20 262V261H19ZM46 262V261H45ZM54 262V261H53ZM53 262H52V264H53ZM56 262V261H55ZM73 262V261H72ZM82 262V261H81ZM81 262H80V264H81ZM104 262V261H103ZM107 262H109V261H107ZM160 263H161V261H159ZM164 262V261H163ZM223 262H224V260H223ZM1 263H3V262H1ZM42 263H44V262H42ZM47 263V262H46ZM45 263V264H46ZM49 263V262H48ZM61 263V262H60ZM59 263V261H58V263L57 264H60ZM74 263V262H73ZM79 263V262H78ZM95 263V262H94ZM116 263V262H115ZM114 263V264H115ZM119 263V262H118ZM117 263V264H118ZM213 263V262H212ZM234 263V262H233ZM39 264V263H38ZM54 264H56V263H54ZM72 264V263H71ZM76 264V263H75ZM89 264V263H88ZM103 264V263H102ZM113 264V263H112ZM148 264V263H147ZM157 264H159V263H157ZM215 264V263H214ZM216 264H217V261H216Z\"/></svg>",
  "mask_w": 264,
  "mask_h": 264
}]
</instances>
